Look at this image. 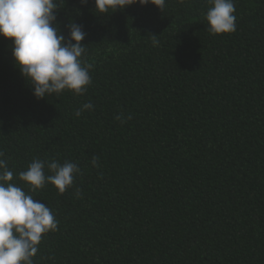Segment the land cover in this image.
Masks as SVG:
<instances>
[{
  "label": "trees",
  "instance_id": "obj_1",
  "mask_svg": "<svg viewBox=\"0 0 264 264\" xmlns=\"http://www.w3.org/2000/svg\"><path fill=\"white\" fill-rule=\"evenodd\" d=\"M56 2L59 31L86 33L85 94L36 99L0 36V159L58 221L33 264H264V0H234L236 31L218 35L207 0ZM34 159L81 171L62 195L29 192Z\"/></svg>",
  "mask_w": 264,
  "mask_h": 264
},
{
  "label": "clouds",
  "instance_id": "obj_2",
  "mask_svg": "<svg viewBox=\"0 0 264 264\" xmlns=\"http://www.w3.org/2000/svg\"><path fill=\"white\" fill-rule=\"evenodd\" d=\"M81 5L88 0H79ZM183 3V0H177ZM210 7L205 13L207 31L211 35L236 31V9L234 0H207ZM97 14H110L129 5H154L163 11L166 0H93ZM56 0H0V36L12 41V57L16 67L30 85L36 99L63 91L83 95L92 83L91 64L82 57L86 45L81 42L86 33L82 25L69 22L65 37L57 25ZM152 45L159 40L151 35ZM89 101L78 108L74 115L80 117L85 110H93ZM121 123L131 116L117 115ZM3 152H0V157ZM98 157L91 158L93 167H98ZM51 174H45V168ZM81 171L79 165L56 159H34L25 171L19 173L29 192L43 189L46 184L55 187L58 194H64L72 187L75 177ZM13 172L7 162L0 159V264H33L42 236L58 230V221L45 203L34 199L21 187L13 183ZM76 198L81 190H75Z\"/></svg>",
  "mask_w": 264,
  "mask_h": 264
}]
</instances>
